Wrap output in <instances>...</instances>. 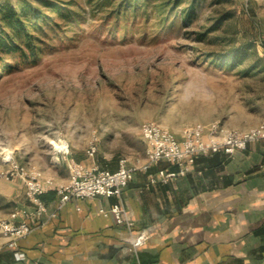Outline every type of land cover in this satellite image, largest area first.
I'll use <instances>...</instances> for the list:
<instances>
[{
    "label": "rangeland",
    "instance_id": "rangeland-1",
    "mask_svg": "<svg viewBox=\"0 0 264 264\" xmlns=\"http://www.w3.org/2000/svg\"><path fill=\"white\" fill-rule=\"evenodd\" d=\"M9 1L19 9L41 0ZM56 1L82 7L86 18L57 32L46 26L41 55L0 69V221L17 179L3 175L10 160L60 176L64 157L91 145L96 160L143 161L145 121L177 135L199 124L231 130L264 121V0H194L187 21L190 0H149L137 14L130 6L117 13L116 1ZM240 47L242 61L219 58Z\"/></svg>",
    "mask_w": 264,
    "mask_h": 264
},
{
    "label": "crops",
    "instance_id": "crops-1",
    "mask_svg": "<svg viewBox=\"0 0 264 264\" xmlns=\"http://www.w3.org/2000/svg\"><path fill=\"white\" fill-rule=\"evenodd\" d=\"M70 156L86 166L118 168L117 158L96 160L75 150ZM33 165L57 184L68 179V172L59 176ZM172 166L150 168L177 171L169 183L147 185L148 173L137 171L123 188L132 233L99 213L116 196L73 198L50 217L57 199L48 191L47 211L38 216L23 182L14 180L7 194L12 206L1 219L36 228L17 247L0 233V264H264V139L231 155L201 156L184 169ZM141 231L148 239L134 250L132 235Z\"/></svg>",
    "mask_w": 264,
    "mask_h": 264
},
{
    "label": "built area",
    "instance_id": "built-area-1",
    "mask_svg": "<svg viewBox=\"0 0 264 264\" xmlns=\"http://www.w3.org/2000/svg\"><path fill=\"white\" fill-rule=\"evenodd\" d=\"M140 132L145 141V159L138 163H129L127 159L120 158L116 170L102 169L97 165L86 166L73 157L65 156L68 179L63 184H57L51 177L44 176L35 165H24L15 160H10L3 175L6 179L17 178L23 182L26 195L35 204L38 216L47 211L42 195L48 191H54L57 199L50 217L56 216L57 211L73 198L116 196L118 200L109 207H100L99 213L112 217L118 225L125 226L132 233L134 221L128 216L122 191L137 171L148 173L147 185L169 183L177 177V171L161 167L150 172V168L160 162H167L184 169L201 156L219 152L231 155L237 150L245 149L248 142L264 139V121L252 127L231 130L215 126L205 129L199 124L187 127L177 135L158 122L149 120L140 125ZM95 153L96 148L93 145L86 150L88 157H93ZM16 215L17 212L11 213L12 218ZM35 228L27 220L20 223L0 221V233L9 247H17L19 239ZM147 239L148 234L145 231L132 235L133 249L136 250L138 246L146 243Z\"/></svg>",
    "mask_w": 264,
    "mask_h": 264
},
{
    "label": "trees",
    "instance_id": "trees-1",
    "mask_svg": "<svg viewBox=\"0 0 264 264\" xmlns=\"http://www.w3.org/2000/svg\"><path fill=\"white\" fill-rule=\"evenodd\" d=\"M117 2L115 10L121 11L130 6L129 11L137 14L141 6H146L149 0H101L98 1L99 8L110 7ZM48 9L50 12L44 11ZM195 12V2L190 0L183 5L182 18L189 19ZM55 15L59 21H54ZM87 16L82 7L73 8L68 2L56 0H41L39 5H31L28 2L21 4L16 9L13 4L6 0L0 4V69H9L19 66L20 63L35 59L42 54L45 47L49 45L51 36L47 33V27L57 32L63 23L73 28L72 24H79ZM216 25H214L215 27ZM243 50L236 48L225 55L219 56L224 62L232 65L244 58ZM11 57L14 64L6 63L5 59ZM174 169L175 166L171 165ZM44 194L42 195V199Z\"/></svg>",
    "mask_w": 264,
    "mask_h": 264
}]
</instances>
